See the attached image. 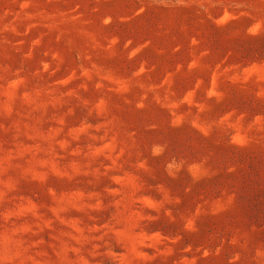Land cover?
<instances>
[{
  "label": "rangeland",
  "instance_id": "rangeland-1",
  "mask_svg": "<svg viewBox=\"0 0 264 264\" xmlns=\"http://www.w3.org/2000/svg\"><path fill=\"white\" fill-rule=\"evenodd\" d=\"M0 264H264V0H0Z\"/></svg>",
  "mask_w": 264,
  "mask_h": 264
}]
</instances>
